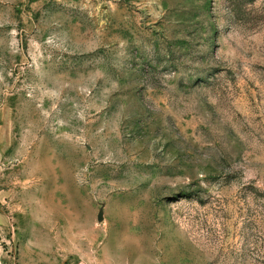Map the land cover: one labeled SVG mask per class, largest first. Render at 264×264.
<instances>
[{
	"label": "rangeland",
	"instance_id": "1",
	"mask_svg": "<svg viewBox=\"0 0 264 264\" xmlns=\"http://www.w3.org/2000/svg\"><path fill=\"white\" fill-rule=\"evenodd\" d=\"M0 264H264V0H0Z\"/></svg>",
	"mask_w": 264,
	"mask_h": 264
}]
</instances>
